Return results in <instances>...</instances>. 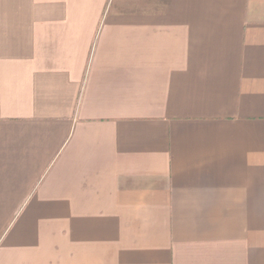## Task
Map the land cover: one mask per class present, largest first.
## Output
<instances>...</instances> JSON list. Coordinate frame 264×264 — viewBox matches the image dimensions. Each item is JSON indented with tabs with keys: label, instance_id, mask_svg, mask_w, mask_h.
Listing matches in <instances>:
<instances>
[{
	"label": "crops",
	"instance_id": "crops-1",
	"mask_svg": "<svg viewBox=\"0 0 264 264\" xmlns=\"http://www.w3.org/2000/svg\"><path fill=\"white\" fill-rule=\"evenodd\" d=\"M0 264H264V0H0Z\"/></svg>",
	"mask_w": 264,
	"mask_h": 264
}]
</instances>
